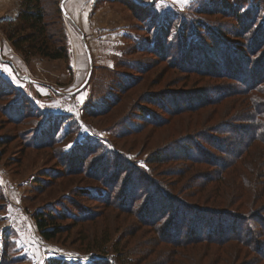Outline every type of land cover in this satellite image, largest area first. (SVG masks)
Returning <instances> with one entry per match:
<instances>
[{
	"label": "rangeland",
	"instance_id": "374dc122",
	"mask_svg": "<svg viewBox=\"0 0 264 264\" xmlns=\"http://www.w3.org/2000/svg\"><path fill=\"white\" fill-rule=\"evenodd\" d=\"M61 1L41 0L48 13L47 23L53 28L51 35H55L57 44L64 42L68 59H49L38 54L26 58L13 47L8 35H0L1 47L5 44L9 47L0 53V75L3 77L0 81V264H57L58 261L63 264H116L124 260L156 264L163 260L161 251L168 250L169 246L152 244L156 233L142 226L135 212L126 210L127 206L118 207L117 202L108 207L105 200L112 193L116 201L128 204L133 186L137 190V183L149 179L146 171L170 167L169 163L154 165L148 161L149 153L163 142L192 131L193 126L188 131L185 128L187 121L181 119L190 114L185 113L170 124L152 127L148 115L161 113L150 100L142 97H146L148 91L164 92L167 85L178 91L190 89L189 96L196 97V89L201 84L193 80L199 79L198 75L183 71L184 60L175 65L173 59L176 52L184 49L180 40L187 38L188 42H196L203 38L209 44L208 38L212 35L207 26L241 50L250 61V68L253 63L256 67L264 49L251 55L247 51L255 36L264 39V5L257 10L245 4L244 12L237 16L238 5L234 0H221L220 4L214 1V7L220 10L214 14L201 12L200 0H130L141 3L142 8L131 7L128 0H78L80 5L70 14L67 0H64L68 17L61 10ZM73 1L69 0L70 9L74 8ZM151 2H155V7L146 11L144 7ZM222 8L227 15L221 12ZM157 11L161 16L172 13L171 16L176 17L174 21L170 17L163 18L164 29L158 34L171 45L169 54L161 51L154 40L157 27L152 17ZM177 17L187 18L192 29L181 27L179 30ZM170 21L174 26H169L171 32L166 38L165 28ZM11 26L5 24L0 28L5 32ZM57 32L64 36L60 38ZM86 45L90 49L92 69L84 84L90 70ZM192 46L190 49H196ZM209 47L212 52L216 51L211 44ZM166 54L171 55L170 61L164 59ZM201 61L202 58H196V62ZM130 78L136 88L126 91L124 87ZM185 81L188 88L182 87ZM233 99L225 100L219 108L228 106L234 112ZM86 100L89 101L88 110L82 112ZM108 109L109 112L104 113ZM41 111L68 115L67 124L71 121L72 133L62 144L63 150H73L80 142L89 140L112 152V158L104 149L89 156L93 163H107L101 168L108 169V176L93 177L87 171L77 173L74 169L77 166L67 167L71 166L72 159L63 157L64 152H57L59 144L38 147L33 135L41 121L36 114ZM234 145L236 147L237 142ZM76 155L84 154L78 151ZM69 168H73L74 173L62 176ZM117 169H125L119 180ZM47 174L52 175L51 180ZM131 204L128 207L131 208ZM41 208L66 212L65 219L57 220L63 232L52 241L44 240L37 230L35 214ZM107 239L109 241L105 242ZM177 251L181 253L179 264H211L216 258L208 254L210 249L204 254L207 256L200 258L203 255L201 247L185 254Z\"/></svg>",
	"mask_w": 264,
	"mask_h": 264
},
{
	"label": "trees",
	"instance_id": "16d2710c",
	"mask_svg": "<svg viewBox=\"0 0 264 264\" xmlns=\"http://www.w3.org/2000/svg\"><path fill=\"white\" fill-rule=\"evenodd\" d=\"M214 1L216 0H200L201 12L206 14L220 12L219 7L218 9L214 7ZM217 1L220 4L221 0ZM128 2L133 8L135 6L142 8L141 3L130 0ZM235 2L238 5L237 16L242 15L244 12L242 7L245 4L255 6L257 10L264 5V0H234ZM154 7L155 2H151L144 8L148 11ZM221 12L227 15L224 9ZM47 14L41 0H21L17 22L9 31L5 29V33L13 47L19 49L26 58L38 54L49 59H68L69 53L64 42L60 41L61 44H57L55 35H51L53 28L51 29L47 23ZM171 15L172 13L161 16L157 11L152 17V22L157 27L154 35L155 43L162 48L161 51L168 54L171 45H167L158 34L164 29L163 18L170 17V20L174 21L176 17ZM177 18L179 30L181 27L186 30L191 28V22L187 18ZM169 26H174L171 21L165 28L166 38L171 32ZM207 29L211 31L212 38H208V41L211 40L209 44L216 48L215 52L211 51L209 44H206L203 38L196 42L193 40L188 42L186 38L179 41L184 49L178 54L176 52L173 59L175 65H178L180 60H184L183 71L198 75L199 79L193 80L201 84L200 88L196 89V97L189 96V92L192 91L190 89L178 91L172 89L171 85L165 86L167 90L164 92L148 91L147 96L142 97L144 100H150V104L157 107L161 113V115H148L152 127L165 126L175 117L190 113L181 120L187 121L186 124L184 123L187 131L193 126L192 131L163 142L149 153L148 161L159 166L169 163L170 167L163 169L157 167L156 170L150 168L149 172H145L147 176L150 175L147 181L137 184L135 182L136 187H139L136 190L133 186L130 192L133 195L129 202L132 203L130 205L132 209L128 207L129 203L116 201L112 193L105 200V205L112 207L117 202L118 207L127 206L126 210L135 212L142 226H147L156 233L152 244L164 243L169 246L168 250L161 251L163 260L156 264H179L178 256L181 253L177 250L185 254L199 247L202 248L203 253L200 258L207 256L204 254L209 249L208 254L218 257L212 259L213 264L216 262L264 264V54L256 61L258 65L254 67L253 63L250 68V61H247V56H243L241 50L235 49L223 36L214 34L209 26ZM177 32L179 31L176 30ZM57 34L60 38L64 36L61 32ZM259 36H255L253 45L248 46V54H259L264 49V39H260ZM191 44L196 49H190ZM168 54L164 59L168 60L171 56ZM198 57L202 58L201 62H196ZM187 59L190 63L186 62ZM147 69L148 67L145 70ZM1 80L3 77L0 75ZM211 80L217 84L210 82ZM133 82L134 80L130 78L124 90L136 88ZM187 86L185 81L182 87L188 88ZM21 97L25 96L21 95ZM137 97L140 101L143 100L141 96ZM229 98H234L231 101L232 106L235 107L234 112H231L228 106L219 108V105ZM89 101L83 104L82 112H87ZM82 112L81 118H83ZM36 116L41 118L34 128L33 135L38 147L59 144L57 152L59 154L64 152L63 157L72 159L69 164L71 166L67 165V167L77 166L74 168L78 170L77 173L87 171L89 176L93 177L108 176V169L101 168L107 163H93L89 158L91 153L98 154L104 150L105 154L112 158V152H108L107 149H101L86 140L80 142L73 150L71 148L69 151L63 150L62 144L72 133L71 121L67 124L68 115L66 117L61 113L41 111L37 112ZM196 117H200L199 120ZM235 142H237L236 147ZM256 142L260 144L256 145ZM78 151L84 155L77 156ZM99 161L103 162L104 159ZM115 162L123 164L121 160ZM130 162L126 160L124 163ZM74 169L69 168L62 176L73 174ZM117 170H119V180L124 176L125 169ZM46 176L50 178L49 180L52 179V175ZM130 184L134 185V182ZM140 189L143 193H138ZM102 192L104 195L105 191ZM65 215V211L60 213V211L41 208L35 214L40 236L44 240L52 241L62 234L63 227L57 220L65 219ZM107 241L109 240L105 242ZM57 264L63 263L58 261ZM116 264L136 263L132 260H124Z\"/></svg>",
	"mask_w": 264,
	"mask_h": 264
},
{
	"label": "crops",
	"instance_id": "0c3cea01",
	"mask_svg": "<svg viewBox=\"0 0 264 264\" xmlns=\"http://www.w3.org/2000/svg\"><path fill=\"white\" fill-rule=\"evenodd\" d=\"M70 1H72V0H70ZM73 2H74V6H73L74 8L70 9V7L68 6L69 0L66 1V5H67L68 10L70 11V14H72V12H74V10L76 12L78 5H80L78 0H74ZM20 4H21V2H19V0H0V27L5 25V24H6V26H9V25H13L15 23L18 15H19ZM1 30L2 29L0 28V35H2V34L6 35V33L3 30L1 32ZM6 47H8L6 44H5V47H1V44H0V53H1V50L6 52L7 51Z\"/></svg>",
	"mask_w": 264,
	"mask_h": 264
},
{
	"label": "water",
	"instance_id": "95a60500",
	"mask_svg": "<svg viewBox=\"0 0 264 264\" xmlns=\"http://www.w3.org/2000/svg\"><path fill=\"white\" fill-rule=\"evenodd\" d=\"M60 6H61V10H62L63 14L69 17V14L67 13V11H66V9L64 7V0L61 1ZM83 39H84V36H83ZM86 50H87V54H88V58H89V62H90V70H89V73L87 75V78H86L84 84L88 81V79L90 77V74H91V69H92L91 53H90V49H89V47L87 45H86ZM26 79H28L29 81L32 80L30 77H27Z\"/></svg>",
	"mask_w": 264,
	"mask_h": 264
},
{
	"label": "snow or ice",
	"instance_id": "6c2138e0",
	"mask_svg": "<svg viewBox=\"0 0 264 264\" xmlns=\"http://www.w3.org/2000/svg\"><path fill=\"white\" fill-rule=\"evenodd\" d=\"M5 71H7V69H5Z\"/></svg>",
	"mask_w": 264,
	"mask_h": 264
}]
</instances>
